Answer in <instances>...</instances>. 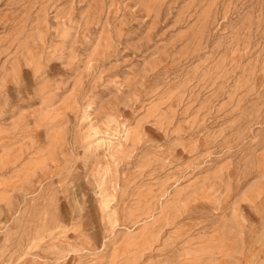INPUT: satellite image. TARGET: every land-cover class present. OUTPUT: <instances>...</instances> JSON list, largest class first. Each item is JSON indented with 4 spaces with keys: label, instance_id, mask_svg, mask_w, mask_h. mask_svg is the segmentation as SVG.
I'll return each mask as SVG.
<instances>
[{
    "label": "rangeland",
    "instance_id": "rangeland-1",
    "mask_svg": "<svg viewBox=\"0 0 264 264\" xmlns=\"http://www.w3.org/2000/svg\"><path fill=\"white\" fill-rule=\"evenodd\" d=\"M0 264H264V0H0Z\"/></svg>",
    "mask_w": 264,
    "mask_h": 264
}]
</instances>
